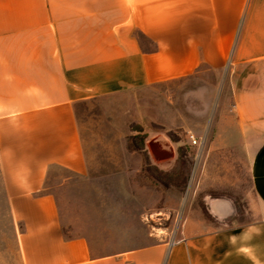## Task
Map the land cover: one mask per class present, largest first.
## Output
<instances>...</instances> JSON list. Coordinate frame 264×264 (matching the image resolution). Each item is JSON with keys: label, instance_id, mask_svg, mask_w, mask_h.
Listing matches in <instances>:
<instances>
[{"label": "crops", "instance_id": "0c3cea01", "mask_svg": "<svg viewBox=\"0 0 264 264\" xmlns=\"http://www.w3.org/2000/svg\"><path fill=\"white\" fill-rule=\"evenodd\" d=\"M227 60L224 117L260 145L249 169L257 217L226 229L256 224L238 251L264 264V0H0V191L21 264H204L194 255L209 248L188 244L212 237L205 220L186 218L185 245L94 255L85 236H63L56 199L43 188L52 167L87 174L81 103L190 76L218 80ZM142 151L163 173L175 157L161 133ZM205 205L230 222L229 203Z\"/></svg>", "mask_w": 264, "mask_h": 264}, {"label": "rangeland", "instance_id": "374dc122", "mask_svg": "<svg viewBox=\"0 0 264 264\" xmlns=\"http://www.w3.org/2000/svg\"><path fill=\"white\" fill-rule=\"evenodd\" d=\"M228 67L227 60L218 80L190 76L78 106L87 174L52 167L43 188L56 199L65 238L85 236L94 255L153 242L180 246L185 245L182 231L188 217L205 220L212 233L205 241L190 240V247L209 248L194 259L247 264L238 249L243 250L249 232L260 228L227 230L226 225L241 226L257 217L249 169L260 142L224 117L231 114ZM158 133L174 150L166 173L151 167L142 151L144 140ZM189 136L199 144L191 145ZM211 200L231 205L228 224L208 215L205 202ZM0 264H21L1 191Z\"/></svg>", "mask_w": 264, "mask_h": 264}, {"label": "built area", "instance_id": "2783aa9c", "mask_svg": "<svg viewBox=\"0 0 264 264\" xmlns=\"http://www.w3.org/2000/svg\"><path fill=\"white\" fill-rule=\"evenodd\" d=\"M189 141H190V144L191 145H197V144H199V142H196V140L192 136H189Z\"/></svg>", "mask_w": 264, "mask_h": 264}, {"label": "trees", "instance_id": "16d2710c", "mask_svg": "<svg viewBox=\"0 0 264 264\" xmlns=\"http://www.w3.org/2000/svg\"><path fill=\"white\" fill-rule=\"evenodd\" d=\"M142 147H140V149H141Z\"/></svg>", "mask_w": 264, "mask_h": 264}]
</instances>
